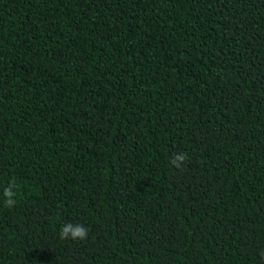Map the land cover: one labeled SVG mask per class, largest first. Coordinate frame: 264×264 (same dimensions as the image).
<instances>
[{
  "label": "trees",
  "instance_id": "1",
  "mask_svg": "<svg viewBox=\"0 0 264 264\" xmlns=\"http://www.w3.org/2000/svg\"><path fill=\"white\" fill-rule=\"evenodd\" d=\"M0 264H264V0H0Z\"/></svg>",
  "mask_w": 264,
  "mask_h": 264
},
{
  "label": "clouds",
  "instance_id": "2",
  "mask_svg": "<svg viewBox=\"0 0 264 264\" xmlns=\"http://www.w3.org/2000/svg\"><path fill=\"white\" fill-rule=\"evenodd\" d=\"M189 160V156L186 152L176 153L172 156L170 164L179 169L185 165ZM19 190V185L15 180L8 182V184L3 188V196L5 197L4 207L12 209L18 203L17 192ZM89 234V229L86 228L83 224H65L59 235L60 239H70V240H85Z\"/></svg>",
  "mask_w": 264,
  "mask_h": 264
}]
</instances>
